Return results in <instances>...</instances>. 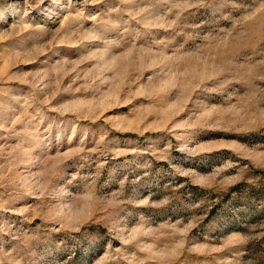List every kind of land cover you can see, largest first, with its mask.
<instances>
[{
	"label": "rangeland",
	"instance_id": "374dc122",
	"mask_svg": "<svg viewBox=\"0 0 264 264\" xmlns=\"http://www.w3.org/2000/svg\"><path fill=\"white\" fill-rule=\"evenodd\" d=\"M0 264H264V0H0Z\"/></svg>",
	"mask_w": 264,
	"mask_h": 264
}]
</instances>
